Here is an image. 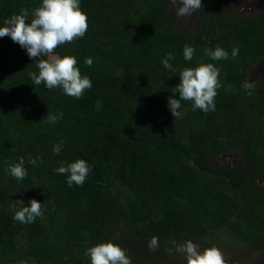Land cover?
<instances>
[{
	"label": "trees",
	"instance_id": "1",
	"mask_svg": "<svg viewBox=\"0 0 264 264\" xmlns=\"http://www.w3.org/2000/svg\"><path fill=\"white\" fill-rule=\"evenodd\" d=\"M201 2L187 27L171 0H80L87 32L52 54L76 57L91 79L79 99L35 85L37 58L0 38V264H91L87 249L109 240L132 264H187L175 245L189 239L264 264V84L251 80L264 59V19L228 0ZM41 3L0 0V26L22 8L30 22ZM216 46L227 59L206 54ZM166 53L174 71L162 63ZM201 63L219 69L215 111L182 100L174 117L179 73ZM244 81L254 84L251 95ZM47 113L63 115L50 123ZM232 156L234 164H218ZM21 157L27 175L18 180L6 169ZM77 159L92 170L83 186L69 187L68 174L55 170ZM32 199L42 216L15 220ZM153 236L159 247L149 251Z\"/></svg>",
	"mask_w": 264,
	"mask_h": 264
},
{
	"label": "clouds",
	"instance_id": "2",
	"mask_svg": "<svg viewBox=\"0 0 264 264\" xmlns=\"http://www.w3.org/2000/svg\"><path fill=\"white\" fill-rule=\"evenodd\" d=\"M172 4L179 3L176 15L183 17L191 15L194 11L203 7L201 0H171ZM29 11L22 8L19 14H13L0 26V38L9 36L12 41L18 43L27 50L30 58L41 57L37 63L39 73H29L35 85L43 84L47 89L60 87L64 93L74 98H81L85 90L92 87V81L87 75H81L77 67V59L71 55L59 57L52 55L54 50L61 45L71 43L82 38L88 29L87 14L80 7V0H42L40 6L34 9L33 18L28 20ZM195 49L186 44L183 49V56L186 61H191ZM205 52L212 60L228 58V52L216 46L214 50L205 49ZM162 60L165 68L173 70L170 60L174 59L172 53H166ZM238 55V48H233L232 56ZM42 57H50L44 59ZM85 63L91 66L93 61L86 58ZM180 83L176 91L179 99L169 97V108L174 117L180 116L178 109L181 108V101H192L193 110L200 109L205 113L215 111L214 98L218 89L222 86L219 80V69L212 63H201L196 67H186L179 73ZM243 87L251 95L254 84L244 81ZM48 121L55 123L62 113L49 114ZM64 142L53 146V153L59 154ZM229 161L230 157H223ZM28 163L35 165L37 159L28 157ZM25 159L21 157L19 162L12 165L6 171L10 172L18 180L27 175L24 167ZM91 165L84 159H77L67 166H60L55 171L58 174H68L67 184L83 186L88 174L91 172ZM41 202L32 199L30 206H24L17 211L14 219L21 223H32L36 217L42 216ZM175 244V242H173ZM149 251H155L159 247L158 238L153 236L148 243ZM201 247L191 239L183 244H176L175 250L185 256L187 264H228L225 254L216 245ZM171 252V249H169ZM91 264H132L127 250L119 244L109 240L87 249ZM19 264H26L20 261Z\"/></svg>",
	"mask_w": 264,
	"mask_h": 264
},
{
	"label": "rangeland",
	"instance_id": "3",
	"mask_svg": "<svg viewBox=\"0 0 264 264\" xmlns=\"http://www.w3.org/2000/svg\"><path fill=\"white\" fill-rule=\"evenodd\" d=\"M233 6L240 10V12L245 13L247 15H253L257 16L259 18H262L264 16V11L260 9V3L261 0H228ZM180 6H176L174 8V11H177V9ZM193 13L191 15L179 17L181 18L182 22L186 24L187 27H192V17ZM183 18V19H182ZM37 60L41 59V57H36ZM44 58V57H42ZM50 58V57H49ZM251 80L255 85H263L264 84V59L261 60L258 65L255 67V69L251 72ZM235 160H237V157L232 156L229 158V161L221 157L218 159V164H228L232 165L234 164ZM202 250V249H200ZM236 250H230L225 253V257L228 261V264H251L253 262L254 257L252 256H244L241 254L235 253ZM239 252V251H237Z\"/></svg>",
	"mask_w": 264,
	"mask_h": 264
},
{
	"label": "flooded vegetation",
	"instance_id": "4",
	"mask_svg": "<svg viewBox=\"0 0 264 264\" xmlns=\"http://www.w3.org/2000/svg\"><path fill=\"white\" fill-rule=\"evenodd\" d=\"M260 6H261L260 9L264 11V0H261ZM262 19H264V16H262Z\"/></svg>",
	"mask_w": 264,
	"mask_h": 264
}]
</instances>
